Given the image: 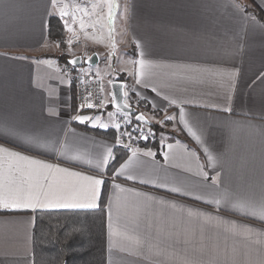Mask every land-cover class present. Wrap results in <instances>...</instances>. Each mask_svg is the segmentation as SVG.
Returning <instances> with one entry per match:
<instances>
[{"label":"crops","instance_id":"crops-1","mask_svg":"<svg viewBox=\"0 0 264 264\" xmlns=\"http://www.w3.org/2000/svg\"><path fill=\"white\" fill-rule=\"evenodd\" d=\"M253 1L264 12V0ZM112 2L110 19L109 0H0V176L40 172L55 190L82 195L112 148L119 161L103 172L105 264H264V22L239 0ZM52 15L81 34L83 51L47 37ZM60 51L68 62L53 55ZM79 56L112 72L103 109H71L74 88L59 65ZM120 73L124 93L167 129L158 156L150 144L116 148L110 82ZM86 209L95 208H0V264H33L36 211Z\"/></svg>","mask_w":264,"mask_h":264},{"label":"trees","instance_id":"trees-1","mask_svg":"<svg viewBox=\"0 0 264 264\" xmlns=\"http://www.w3.org/2000/svg\"><path fill=\"white\" fill-rule=\"evenodd\" d=\"M245 10L264 22V12L253 0L242 2ZM63 25L61 20L52 15L48 19L47 37L57 41L63 47ZM59 62L67 61L68 54L63 51L53 53ZM120 73L116 79L124 80ZM130 94V93H129ZM129 97V95H127ZM129 103L139 111L149 110L143 100L128 98ZM77 107L74 90L71 88V109ZM156 113V112H154ZM135 123H139L136 121ZM156 133V139L151 146L156 148L159 155V135L164 128L154 121L149 125ZM131 129L130 126L127 127ZM119 161L111 162L114 168ZM111 168V169H112ZM106 189L102 190L99 206L95 209L72 211H36L33 226V264H105L106 244ZM75 229V231H74Z\"/></svg>","mask_w":264,"mask_h":264},{"label":"snow or ice","instance_id":"snow-or-ice-1","mask_svg":"<svg viewBox=\"0 0 264 264\" xmlns=\"http://www.w3.org/2000/svg\"><path fill=\"white\" fill-rule=\"evenodd\" d=\"M53 3H55V0H53ZM115 7V4L112 2V0H109L108 3V15L111 19L112 17V9ZM61 17H64L67 15L66 12L63 10L60 13ZM253 21H255V18L252 17ZM67 27V22L65 24ZM81 28L84 27L83 22L81 21ZM141 56H143V53H141ZM91 59V58H89ZM79 62V58L74 59L70 61L69 63L75 65ZM141 63H143L141 61ZM139 79L137 80V83H139ZM231 82L229 78V83ZM153 92L156 91L155 88L152 89ZM125 96H127V93H124ZM143 99H146L144 97ZM167 99V98H165ZM113 102L115 103V97L113 98ZM88 108H92V104L87 105ZM116 107L118 109L121 108V105L119 103L116 104ZM124 107H128L125 105ZM155 108V105H154ZM158 110V109H157ZM130 111V109H129ZM230 111V109H229ZM181 119H183L184 116V110L183 108L180 109ZM110 116L112 114H109ZM74 119L79 120L80 122H85L86 120H95V117H85V116H77L74 117ZM137 121H144L143 114L136 117ZM172 117H166L165 122L171 120ZM125 123H130L128 120V114L125 113ZM99 127L101 128H108L109 125L105 123H99ZM114 127L118 130L120 129L121 125L119 123H116ZM120 135H124V133H121ZM129 136L131 134H128ZM142 139H148V136H142ZM116 144L120 143L119 137L115 141ZM125 148H128L129 146L124 145ZM171 147V146H169ZM0 151H3V149H0ZM205 153L208 154V160L210 164H215V158L211 156L210 153H208V149H204ZM151 154V153H149ZM21 159H25L24 157H21ZM116 157L113 155L112 148H109L107 150V153L101 158L100 165L97 166V170H101V178L96 177H88L89 185L82 195L80 193L76 192H65V191H57L54 189V181L49 179L48 175H44L40 172H36L34 175H29L27 179L23 178V173L21 172V169L15 168L10 169L9 174L4 177L0 176V208L3 209H14V210H32L35 211L39 208H96L99 206L98 201L101 198L102 195V186L105 183V180L103 178V172H106L108 167L110 166V162H115ZM131 160V157H129V161ZM129 161H125L124 163L120 164L118 168L114 170L115 176L122 175V170L127 166ZM21 172V176L17 177L16 173ZM205 177H207V174H204ZM127 180L135 181L137 179L134 175H127L124 177ZM141 183H146V181H141ZM215 183V179H214ZM113 188L119 187V185L113 184ZM163 186V185H162ZM173 191H178V189H173ZM80 199L85 200L86 202H77ZM217 204L220 203L219 200L215 201ZM262 208H264V203H262ZM112 213H113V207H112V201L109 200V212H108V226H109V248L112 247L111 237L113 236V223H112ZM261 221H264V215L260 217ZM75 231V229H74ZM116 235H120L119 232L115 233ZM137 244L140 243L139 240L136 241Z\"/></svg>","mask_w":264,"mask_h":264},{"label":"built area","instance_id":"built-area-1","mask_svg":"<svg viewBox=\"0 0 264 264\" xmlns=\"http://www.w3.org/2000/svg\"><path fill=\"white\" fill-rule=\"evenodd\" d=\"M62 36L66 43L84 50V41L78 31L63 29ZM59 70L68 78L74 88L78 110H98L105 107V92L102 88L101 78L94 67L85 64L73 66L69 63H60ZM89 103L93 105L92 108L87 107ZM125 113L127 112L117 111L115 117V124L119 123L120 130L124 133V135H119L120 143L116 144L117 150L130 153L142 145L151 144L156 139L154 130L143 123H135L137 120L129 113L127 114L130 123H125ZM128 126L131 129H128ZM142 136H148V139H142ZM124 145L129 147L125 148Z\"/></svg>","mask_w":264,"mask_h":264},{"label":"water","instance_id":"water-1","mask_svg":"<svg viewBox=\"0 0 264 264\" xmlns=\"http://www.w3.org/2000/svg\"><path fill=\"white\" fill-rule=\"evenodd\" d=\"M79 58V62L73 66H78V65H81L82 63L86 64V65H94L95 62L93 61L92 57L91 59H85L83 62L81 61V56L79 57H76V58H73V59H70V61L74 60V59H77ZM110 89H111V92H112V100H111V106L113 109L115 110H118V111H123V112H127L129 114H132L134 116V118L136 119L137 116L143 114L144 116V121H138L140 123H143L145 125H150L151 124V121L147 118V116L141 112V111H138V109L130 104H128L126 101H125V95H124V82L122 80H112L110 82ZM115 97V103L113 102V98ZM119 103L121 105V108L118 109L116 107V104ZM125 105H127L128 107H124ZM130 109V111H129ZM137 120V119H136Z\"/></svg>","mask_w":264,"mask_h":264},{"label":"rangeland","instance_id":"rangeland-1","mask_svg":"<svg viewBox=\"0 0 264 264\" xmlns=\"http://www.w3.org/2000/svg\"><path fill=\"white\" fill-rule=\"evenodd\" d=\"M242 2H247V0H241ZM63 29H69V28H67V27H64ZM70 30V29H69ZM62 41H63V45L65 46V45H68V43H66L64 40H63V36H62ZM56 53V52H55ZM98 73H99V75L101 76V80H102V88H103V90H104V88L106 87V75H108V74H110V73H112L109 69H104V68H102V70H98ZM114 77V76H113ZM147 117L151 120V121H154V122H156L153 118H152V115L151 114H148L147 115ZM157 123V122H156ZM159 124V123H158ZM160 125V124H159ZM160 127L161 128H164L163 126H161L160 125ZM164 130H167L166 128H164ZM162 133V132H161ZM160 133V134H161ZM145 145H149V144H145Z\"/></svg>","mask_w":264,"mask_h":264}]
</instances>
